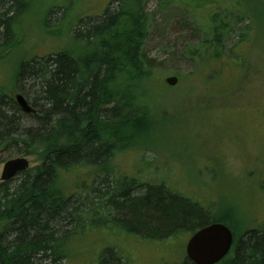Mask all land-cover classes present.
I'll use <instances>...</instances> for the list:
<instances>
[{
  "label": "trees",
  "instance_id": "trees-1",
  "mask_svg": "<svg viewBox=\"0 0 264 264\" xmlns=\"http://www.w3.org/2000/svg\"><path fill=\"white\" fill-rule=\"evenodd\" d=\"M4 1L0 0V58L16 48L21 29L17 25L28 11V2L11 0L5 5ZM144 1L110 0L109 4L116 3L114 9L107 5L96 20L80 19L78 28H71L79 43L76 51L34 56L20 65L11 85L23 96L21 80L30 81L34 100L23 97L35 113L24 114L0 89V164L6 160L3 153L10 150L37 161L17 176L20 179L0 183V264H42L47 260L61 264L82 232L100 227L113 226L142 240L163 242L191 235L212 223H221L233 233L230 252L218 264H264V222L240 230V236L227 215L216 214L164 185L114 174V156L149 139L158 126L157 118L168 114L167 102L158 104L163 97L157 98L154 87L155 62L144 49L151 21ZM227 3L229 8L224 10ZM158 5L164 10L178 5L190 15L199 9L203 13L206 31L199 44L185 47L183 54L196 67H207V77L222 65L210 63L233 62L238 57L233 49L241 41L254 36L258 46L264 41L263 32H254L238 0H159ZM236 24L244 25L240 33L234 32L238 40L226 56L224 40ZM239 82L233 84V90ZM78 168H86L89 173L85 176L90 177V184L83 183L86 194L82 199L70 193L73 189L80 193L82 181L64 179ZM89 193L94 194L92 198ZM85 201L90 207L82 209ZM237 213V227L244 228L241 213ZM96 216L100 223L94 221ZM66 224L72 228L67 229ZM121 259L114 249L103 248L95 264ZM177 264L192 263L185 257Z\"/></svg>",
  "mask_w": 264,
  "mask_h": 264
},
{
  "label": "rangeland",
  "instance_id": "rangeland-1",
  "mask_svg": "<svg viewBox=\"0 0 264 264\" xmlns=\"http://www.w3.org/2000/svg\"><path fill=\"white\" fill-rule=\"evenodd\" d=\"M16 1L28 2V11L17 25L21 29L16 48L0 58V89L11 97L17 91L11 85L13 76L21 64L34 56L76 51L79 43L72 37L71 28L76 29L77 21L92 17L96 20L107 5L110 9L116 7L115 2L109 4L110 0ZM4 2L11 4V0ZM238 2L243 4L254 32L261 30L264 37V0ZM158 4L159 0L144 1L145 10L151 15L144 49L155 62L154 87L157 98L163 97L158 104L166 101L168 106L164 108L168 114L157 118L158 126L150 132L149 139L140 142L141 139L137 146L114 156V174L136 177L151 185H164L216 214L227 215L234 220L241 236L240 230L253 229L264 222V41L260 46L255 40L257 36L241 41L233 49L238 57L233 62L222 59L210 63L217 67L222 65L207 77L210 74L207 67H196L195 62L183 54L185 47L199 44L206 31L203 13L199 9L190 15L178 5L164 10ZM229 5L225 4L223 9L227 10ZM243 25L236 24L225 38L223 52L226 56L238 40L234 32L240 33ZM176 74L181 77L178 84L167 86L164 79ZM237 80H240L236 85L239 89L235 91L232 87ZM30 84L22 79L20 86L24 87L23 96L33 101ZM185 90L184 94H179ZM17 156L13 150L3 153L6 160ZM27 158L30 167L37 164L35 159ZM1 168L2 163L0 173ZM88 173L86 168H78L65 176L69 183L82 181L78 185L80 193L70 191L73 198L85 196L83 186L86 184L83 183L90 181V177L85 176ZM93 195L89 193V197ZM88 207L85 201L81 208ZM238 211L246 225L244 228L237 227ZM94 221L100 223V218L96 216ZM66 228L72 226L66 224ZM82 234L80 240L71 243L69 258L61 264H95L103 248L119 253L122 259L113 264H177L185 258L184 246L189 236L183 234L177 240L163 242L147 241L113 226ZM42 264L51 262L47 260Z\"/></svg>",
  "mask_w": 264,
  "mask_h": 264
},
{
  "label": "water",
  "instance_id": "water-1",
  "mask_svg": "<svg viewBox=\"0 0 264 264\" xmlns=\"http://www.w3.org/2000/svg\"><path fill=\"white\" fill-rule=\"evenodd\" d=\"M165 84L173 87L178 79L174 76L165 78ZM17 106L24 114H33L35 111L20 94L13 96ZM29 161L24 157H16L5 161L0 173V181L8 182L18 174L26 171ZM233 237L228 227L221 223H212L202 227L192 234L186 242L185 254L192 264H217L230 251Z\"/></svg>",
  "mask_w": 264,
  "mask_h": 264
},
{
  "label": "bare ground",
  "instance_id": "bare-ground-1",
  "mask_svg": "<svg viewBox=\"0 0 264 264\" xmlns=\"http://www.w3.org/2000/svg\"><path fill=\"white\" fill-rule=\"evenodd\" d=\"M35 113V112H34Z\"/></svg>",
  "mask_w": 264,
  "mask_h": 264
}]
</instances>
